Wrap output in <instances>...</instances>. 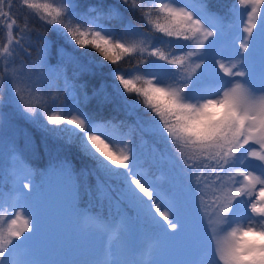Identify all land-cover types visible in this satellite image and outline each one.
<instances>
[{"label": "snow or ice", "instance_id": "6c2138e0", "mask_svg": "<svg viewBox=\"0 0 264 264\" xmlns=\"http://www.w3.org/2000/svg\"><path fill=\"white\" fill-rule=\"evenodd\" d=\"M238 4L243 8L233 7L235 24L242 23V10L247 19L236 36L240 43L235 62L215 61L219 71L209 88L205 69L223 24L209 11L207 0H97L84 12L77 0H0V128L10 120L4 108L16 104L37 131L45 137H67L66 142L92 162L93 168L81 169L82 175L95 171L118 177L121 194L138 211L176 233L183 225L174 202L161 195L138 164L137 130L141 138H156L199 194L202 232L194 264H264V72L257 80L250 55L254 30L264 37V0ZM127 12L138 13L146 27L135 24ZM29 17L58 26L54 30L75 53L65 54L74 67L71 82L65 77L63 101L58 92L50 93L58 86L43 84L37 67H44L46 37L37 36L38 61L24 59L33 48ZM112 21L118 27L111 26ZM89 49L98 56L81 62ZM145 53L155 59H141L128 69L110 67ZM105 67L117 82L119 102L113 108L117 115L98 119L83 109L90 99L89 85L80 78ZM5 86L14 93L7 99ZM92 96L101 110L113 102L103 85L93 88ZM120 111L132 122L121 119ZM31 176L24 168L18 177L17 203L9 204L0 194V225L7 223L6 228L0 226V264H34L12 259L37 230L36 210L26 198L31 193L22 191L33 187L24 183ZM103 184L101 179L98 190ZM106 252H111V244ZM90 264L142 262L98 259Z\"/></svg>", "mask_w": 264, "mask_h": 264}, {"label": "trees", "instance_id": "16d2710c", "mask_svg": "<svg viewBox=\"0 0 264 264\" xmlns=\"http://www.w3.org/2000/svg\"><path fill=\"white\" fill-rule=\"evenodd\" d=\"M223 1L226 2L227 0ZM96 2L97 0H77V3L80 5L79 11H86L89 6ZM107 2L113 3L114 0H107ZM207 4L209 11L215 12V14L221 19L224 39L227 44L231 45L233 36L238 30V26L235 24V17L230 12L228 3H225L226 6H224L222 0H207ZM18 7L19 5H17V8ZM17 15H26V13L17 12ZM125 15L131 18L135 24L144 26L138 13L127 12ZM29 21V27L34 29L31 34L33 48L31 49V56L23 54L24 59L30 62L38 61L39 57L37 49L40 47V42L37 41V36L46 37L49 50L44 57V67L40 68L39 64H37V67L39 68V73L41 75H46L44 72L41 73V70L47 72L49 77L48 84L58 86L52 87L50 93L56 94L58 92L59 99L63 101L66 95L65 77H68L71 82L74 67L68 61L65 54L75 53L72 52V48L66 42L65 38L54 30V28L58 26L45 25L35 17H29ZM21 24H23V21H21ZM111 26L118 27V22L112 21ZM230 26H232V29ZM173 47H175V45H173ZM260 50L262 54L260 64L264 65V49L262 50V48L260 49L256 47L252 49V52L253 54H257ZM176 54L179 55V52ZM91 57L92 56H88L89 59H91ZM150 58L151 57L147 56L145 53L143 57H140L139 55L133 56L132 58L126 57L119 64L122 66L128 65L133 67L137 65L141 59L149 60ZM17 63H19V58L17 59ZM105 64L107 63L105 62ZM252 64H256V62H252ZM47 75L45 77H47ZM205 76L211 77L206 71ZM103 77L108 82L112 81L110 75H103ZM80 79L83 80V76ZM88 85L87 91L90 99L84 101V110L97 114V117H105L111 114L113 108L110 104L105 105L102 110L99 108L97 98L92 96V85H90V82H88ZM115 86L116 85H114L113 93L116 95ZM10 94H14L12 88L5 86V99H7ZM4 111L10 115V120L5 125H13L14 122L17 124L16 138L12 140L11 144L13 147V153L15 154L12 162L16 160L17 164H22L25 168H28L25 164H27L29 168L35 166L39 168V166H49L55 157H61L63 161H67V172L75 190L74 199L70 201L73 207L66 213V219L62 224L64 227L58 229L59 233L55 237L45 238V242L44 239H42L41 246H39L38 243H35V250H39L41 253L47 252L50 255H55L58 252H63L65 254L68 250H72L73 253L83 254L84 256L92 255V252H94L93 246H95L97 242L95 240L92 242L90 241L93 236L95 238V235L89 230V228H85L83 224L79 222V206L81 204H86L88 208H94L96 203H100L102 207L101 211H104L105 207L113 201V211H122L126 216L133 233L137 230H142L140 232H147L153 237L156 247L167 252L171 247L180 245V249H182L181 251L179 250L180 261L182 264H188L190 261V249L195 246L197 247L198 237L202 232V225L199 223L200 211H196L194 214V210L190 206L191 202L195 205L199 204V194L194 191L192 186H190L186 175L181 170V165L173 158L162 142L150 135L141 138V134L140 137L136 136L138 140L136 139L134 141L136 150L143 152L142 155L147 162V167H150L148 169L154 170L158 167L162 173L160 184L169 191L171 199L176 206L179 221L183 225V228L176 233H173L171 229H165L161 224L156 223L149 216H146L145 220L140 219L138 217V211L133 206L126 207L125 204L121 205L119 203L121 202V199L117 198L116 195V191L121 193L118 187V184L120 183L118 177H102L95 171H93L92 176L86 174L82 175L81 169L85 167L92 169L93 164L80 153L74 143L61 142V139L67 141L64 137H45L41 132L37 131L29 121L20 115L16 104L5 107ZM99 111L102 113H99ZM113 115H117V113H114ZM118 115L121 116L122 119L128 120L129 123L132 122L133 118L127 117L123 111H120ZM21 131L25 133L24 136L20 135ZM39 137L42 139H48V141H46V143L41 142ZM26 139L29 140V143H27ZM158 144L159 147L157 146ZM161 149L163 150L161 151ZM66 157H70L72 162L69 159H66ZM155 161L158 163L155 164ZM3 166L8 167V163L7 161L2 162L0 159V187L5 183H10L12 174L11 170L5 172L2 171L1 168ZM12 166L19 167L20 165ZM40 171L41 170L39 169V171L35 173V178H38L41 175ZM101 179H103L104 184L101 185L98 190L97 186L100 185ZM207 191L208 194L211 195V188ZM187 207L192 210V218L195 219L193 222L186 220L185 211ZM75 244L77 246H75Z\"/></svg>", "mask_w": 264, "mask_h": 264}, {"label": "rangeland", "instance_id": "374dc122", "mask_svg": "<svg viewBox=\"0 0 264 264\" xmlns=\"http://www.w3.org/2000/svg\"><path fill=\"white\" fill-rule=\"evenodd\" d=\"M227 1L224 2L222 0L223 5L226 6V4L228 3L229 10L232 14H233L232 9L234 6L237 8H243V6H240L238 4V0H230V1L227 0ZM247 10H250V6H247ZM211 12L215 13L213 11ZM246 19H247V11L242 10L240 14V20L242 23L240 25H237L238 30L236 31V35L233 38L232 45L231 46L228 45L230 48L229 55L227 54L225 55L224 50L221 47L222 42H223L222 39H224L223 33L221 36L217 38V43L215 45V48L212 54L208 57V67L205 69V71L211 75V77L207 78V86L209 88H212L215 86L213 77L215 73L219 71L218 65L215 63V61H220L224 63H229V61L235 62V59H236L235 53L240 43V40L236 39V36H237L238 31L242 28V24L246 22ZM230 27L232 29V26ZM254 34L256 36L253 39L252 49L257 47L260 49L262 48L263 50L264 49V37H261L258 32H255V30H254ZM88 53H89L88 56H93V55L98 56V54H95L94 51L91 49L88 50ZM250 55H251V62H256V64L258 65L257 66L256 64H251V70L254 73L256 79L259 80V76L261 72H264V65L260 64L261 63L260 61L262 59L261 50L257 54H253V52L251 51ZM87 59L89 58L81 57V62H87ZM152 59H155V57H151L149 60H152ZM194 63L195 61L193 62V64ZM110 67H119L121 69L131 68V66H128V65L122 66L120 64L115 65V66H110ZM253 68L257 70H254ZM42 72H44L47 75L46 71L41 70V73ZM46 75H42L43 76L42 82L44 85L48 84L49 82V77L48 75L47 77H45ZM103 75H109L108 67H105L103 69L96 68L94 76L85 75L83 76V80H87L88 82H90V85H92V90L93 88H99L100 86L103 85L105 88V91L109 94V96L113 97V102L110 104V106L114 108L117 106L119 102L118 98L113 93L114 85H116L117 82H115L114 80H112L111 82H108L104 79ZM86 111L92 116L96 115L94 117L98 119L101 118V117H97V114H94L93 112H89L88 110ZM99 113H102V112L99 111ZM113 114L114 112L112 111L111 114L105 117L111 116ZM119 117L122 119L121 116ZM16 125L17 124L14 122L13 125H5L4 127L0 128V159L2 162L7 161L8 163V167L3 166L1 170L4 172L9 171V170L12 171V178L10 180V183H5L4 185L0 187V194H2V199L7 201L9 204L17 203L18 198H20V191H18L19 189L18 177L22 175V171L24 169L22 167H19L18 169H15V170L11 168L12 165L22 166V164H17L16 160L12 162V159L15 157V154L13 153V147L11 146V144H12V140L16 138V130H17ZM20 135L24 136L25 133L21 131ZM136 136L140 137L139 131L137 132ZM64 138L67 139V137H64ZM39 139L41 140V142H44V143L48 141V139H42L41 137H39ZM26 141L27 143H29L28 142L29 140L26 139ZM60 141L67 143L66 141L62 139ZM136 154L138 157L139 166L145 171V173L148 175V178L155 185L158 186V188L161 191V195L166 197L168 200H170L169 191L165 190L163 186L159 184V179H160L159 168L157 167L154 170L148 169L150 167H147V162L144 160V156L142 155L143 152L136 150ZM66 159H69L71 161L70 157H66ZM157 163L158 162L155 161V164ZM25 165L29 168L27 164ZM32 169L35 172L39 171V168H37V166L33 167ZM42 169L43 171H40L41 175L38 177L39 180H42L40 185H34L32 182L33 180L24 181V183L30 182L33 185V187L30 190L22 189L24 193H28V192L31 193L30 196H27L26 198L32 203L35 210L39 209L41 205L44 204L46 201L49 204L54 205L56 207L65 208L66 207V197L63 196L61 192L67 196H73V193H70V189L68 188L69 186H72V184L69 183L70 177H67L68 172H67L65 161H63L61 157H55L49 166H46V165L42 166ZM29 170L31 171V169ZM31 178H33V174ZM50 180H52V184H49ZM3 186L5 187L2 188ZM118 187L120 191H122L120 183L118 184ZM33 195L39 196L40 197L39 201L33 198L32 197ZM116 195H117V198L121 199V202H119L121 205L125 204L126 207L133 206L137 210L136 206L133 204L131 200L126 199L121 193H118L117 191H116ZM86 206L82 205L79 207L78 220H81V221L83 220L86 222L88 219H91L94 221L91 223V225L95 227V230L92 231V233L95 235V238L93 236L90 239V241L92 242L95 240L97 242V244L95 245V248H99L98 253H99L100 259H106L109 262L114 261V260H118V261L135 260L137 262H142V264H182L179 258L180 256L179 250L180 251L182 250L180 249V245L171 247L166 254H164L163 249H160V251H158V249L152 245L150 238L147 236V234L145 233L143 234V232H140L142 230H137L134 233L131 231V229L128 226L127 220L124 218V215L122 213L117 212V214L114 217L110 215L111 213L110 209L114 207L113 201L110 202L104 209L106 211L105 216L107 220L102 219V217L99 214H94L91 212L88 213L85 210ZM190 206L193 208L194 214L196 211L197 212L199 211L198 205H195L191 202ZM100 207H101L100 203H96V205H94V208H90V209L94 211L95 209H99ZM5 208L8 211H11V209L7 207V204L5 205ZM117 211H121V210H117ZM185 214H186L187 221H190V222L195 221V219L192 218L193 213L189 207L186 208ZM138 217L142 220H145L146 215L143 212L138 211ZM199 223L202 225L201 213H200ZM0 226H3L6 228L7 223L4 222ZM105 229H107V232H105ZM33 235H34V238H33L34 241L33 240H30V241H33L35 243V240H39L40 238H42L44 239V242H45V237H44L43 232H39L38 230H36L33 233ZM109 244H111V252L107 253L106 250L108 249ZM78 248H79V245H78ZM29 249H30L29 244L26 242V244L23 245L19 253L13 254L12 259L15 260L18 258H23V259L33 261L34 264H41L39 261L31 258ZM190 250L191 252H190L189 264H194L195 259L199 255L198 242H197V247L192 248ZM68 256L69 255L65 256L64 258L63 257L60 258L57 261V264H74L72 257L69 258ZM53 262L55 261L53 260L45 261L43 264H53Z\"/></svg>", "mask_w": 264, "mask_h": 264}]
</instances>
